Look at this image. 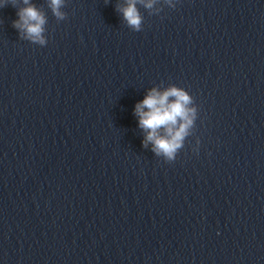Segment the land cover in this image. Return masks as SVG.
Wrapping results in <instances>:
<instances>
[{"label": "water", "instance_id": "1", "mask_svg": "<svg viewBox=\"0 0 264 264\" xmlns=\"http://www.w3.org/2000/svg\"><path fill=\"white\" fill-rule=\"evenodd\" d=\"M33 2L45 46L0 0V264H264V0L140 7L139 32L120 0ZM169 84L198 106L173 162L134 114Z\"/></svg>", "mask_w": 264, "mask_h": 264}, {"label": "clouds", "instance_id": "2", "mask_svg": "<svg viewBox=\"0 0 264 264\" xmlns=\"http://www.w3.org/2000/svg\"><path fill=\"white\" fill-rule=\"evenodd\" d=\"M65 3L66 0H47V6L57 21L67 18L63 10ZM12 5L16 7L18 17L12 21V26L18 30L19 37L45 46V26L48 20L43 7L37 6L33 0H12ZM164 5L176 7L174 0H120L116 10L130 29L139 32L144 26V15L140 7L147 10L149 15H159ZM134 114L138 118L139 127L145 132L143 146L147 148L150 143L156 156L173 162L184 148L187 137L193 134L198 106L189 91L176 84H169L163 89L156 86L148 89L144 98L136 103ZM199 144L197 138L193 151H198Z\"/></svg>", "mask_w": 264, "mask_h": 264}]
</instances>
